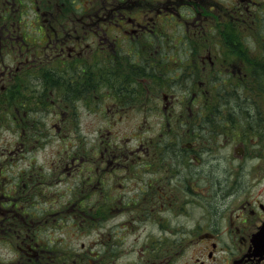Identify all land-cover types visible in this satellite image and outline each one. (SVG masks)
<instances>
[{"label":"flooded vegetation","instance_id":"af4514ba","mask_svg":"<svg viewBox=\"0 0 264 264\" xmlns=\"http://www.w3.org/2000/svg\"><path fill=\"white\" fill-rule=\"evenodd\" d=\"M199 2L0 0V109L8 110L14 125L31 131L36 125L35 115L49 106L47 88L54 86L58 91L56 100L61 101L57 113L60 119L54 128L77 132L83 129L78 130L82 115L79 104L88 109L86 104L94 101L99 88L105 87L114 98L112 105L117 107V113L113 116H125L123 110H132L123 108L125 104L132 106L135 96H142L144 118L138 125L139 132L148 130L146 117L155 113L160 119L154 130L161 131L160 136L155 141H137V149L130 148L129 153L118 154L115 150L107 155L108 144L98 143L97 137L92 139L91 171L88 176L79 175V195L73 197L72 207H66L69 199L63 202L58 219L62 209L64 223L59 221L60 225L65 224L68 215L85 226L89 215L93 224L100 225L122 211L130 216L120 225L126 230L132 228L136 218L141 223L155 219L149 221V229L157 230L152 242L169 245L158 257V264H164L167 254L173 256L177 242H181L177 218L184 216L196 230L190 241L209 244L207 256L211 260H215L213 253L219 243L217 230L223 225L232 229V241L240 243L235 252L230 251L237 255L226 257L228 263L255 264V258L248 260L242 256L261 237L264 224V38L251 47L240 45L237 36L242 34L238 25L242 22L245 34L253 36L256 27L261 29L260 23H248L253 13L248 19L240 18L243 11L239 3H245L243 10H247V15L256 7L264 18V2ZM219 6L224 9V16L222 12L215 16L209 13ZM236 9H240L239 13ZM210 16L217 25L227 27L229 43L204 44L194 39L192 35L206 34L205 20ZM218 17L225 22L218 21ZM173 24L183 32L176 39L166 37L171 32L167 27ZM99 51L110 65L103 71L102 62L97 60ZM33 67L37 68L34 75L29 74ZM20 108L24 109L18 118ZM91 110L107 114L108 104ZM180 117L186 118V122ZM86 128L92 129L88 125ZM40 138L38 132H33L19 143L36 145ZM140 153L158 166L149 169L146 160H136ZM14 158L15 151L11 154ZM16 184L21 189L32 187L34 182L23 176ZM124 185L138 188L139 202L133 200L124 207L122 195L115 201L113 191H123ZM9 198V205H16V195ZM149 202L150 209L146 210L144 206ZM32 205L33 200L26 206ZM5 211L11 215L8 219L12 218V232L22 243L18 245L22 254L15 264L19 259L28 260L30 251L41 254L40 250L45 248L38 245L45 242L31 234V227L20 235L18 225L13 223L18 211ZM5 216L0 217V225ZM46 220L48 224L47 213ZM29 222L33 224L32 220ZM96 231V239H100L102 233ZM105 233L107 242H101L105 243L103 256L110 258L117 241H112L109 229ZM90 244L91 248L81 254L66 247L63 264L71 253L83 260L87 254L97 257V241ZM204 262L196 257L192 264ZM256 264H264V257Z\"/></svg>","mask_w":264,"mask_h":264},{"label":"rangeland","instance_id":"374dc122","mask_svg":"<svg viewBox=\"0 0 264 264\" xmlns=\"http://www.w3.org/2000/svg\"><path fill=\"white\" fill-rule=\"evenodd\" d=\"M199 1L191 0L192 3L197 4H200ZM257 1L259 2L257 5H262L264 2V0ZM221 2H223V4H230L231 0H221ZM239 5L243 11V15H240V18L246 17V19H248L247 16H251L253 13L248 23L252 25L260 23L261 29L256 27L252 31L253 36L249 32L245 34L243 28L245 22H242L241 25L238 24L242 30V34L237 36V42L240 45L250 44V46L253 47L255 43H261V38H264V18H261L259 14L260 10L256 7H253L251 9L252 12L249 11L247 15V10H243V5H245V3H239ZM210 6L212 5L210 4ZM250 6L252 5H249V7ZM217 8L218 10H216ZM217 8L211 9L209 13L215 16L222 12L224 16V9H222L221 6ZM239 10L240 9H236L238 13ZM193 11L194 7H192L191 12ZM261 15L264 16V10ZM191 18L192 14L186 19L188 21L189 19L191 20ZM217 20L225 22L222 17H218ZM205 28H208L205 35H198L196 37V35H192L194 32L192 31L190 36H194V39L204 44L212 42L213 44L219 45V43L230 42V39L226 36L227 27L224 25H217L212 16H210L208 20H205ZM167 29L171 30L170 34L166 36L168 38L172 37L176 39L180 33H183L175 24L169 25ZM97 60L102 62L100 68L102 71L110 66L105 58V54L101 53V51L97 54ZM36 70V67L31 68L29 74L34 75ZM46 91L48 93L46 98L49 102V106L42 108V111L35 115L34 121L36 125L34 128L30 129L31 131L23 130L21 126L14 125L11 121L12 116H9L8 110L0 109V217L5 216V214L7 215V217L5 216V221L0 225V264H15V250L17 251L18 245H22L20 238L15 237V234L12 232V225L10 223L12 218L10 220L8 219L11 215L8 211H5V208L18 211L19 215L15 217L16 220H14L13 223L18 225L17 228L20 235H23L25 230L29 231L28 227H31V234H36L37 239H41L47 243L45 237L48 238L47 248L41 249L40 251H47L48 249L49 256L52 253L49 247L55 248L57 238L64 239L62 241L63 245H65V250L66 247H69V249H73V251H79L82 243H85L86 248H88V245L91 247L90 242L96 239V230L99 231L100 227V231L103 234L101 239L103 241L107 242V235L105 234L106 229L111 231L112 241L115 239L117 241V244L114 243L115 245L111 257L101 258L100 264H152V261L158 264V257L163 253L162 249L169 247V245L159 243L154 245L152 242V240H156L155 234L157 230L149 229V226H151V222L149 221H155V219L141 223L137 222L138 219L136 218L130 225L132 228L126 230L120 225L129 220L130 216L127 211L115 212L106 223L100 225L93 224L88 215L87 224L91 226L85 230H77L74 227L75 221L68 215L65 221L66 225H64L70 233L68 236H64L62 234L63 230L59 227L61 226V222L62 224L64 223L61 217H63L65 213L62 212L61 209L60 218L58 219V212L63 202L68 199L69 204H67L66 207H72L74 202L72 201L73 197L75 199V195H79L78 191H76V185H78V178H81L79 175L82 173L86 174L90 170L89 158L94 154L93 151H90V143L95 140L96 133L98 134L97 142L100 144L106 142L108 144L106 147L107 150L105 151L106 155L115 153V150L118 151L116 152L118 154H125L129 153L128 151L130 148L137 149V141L141 139L145 141H155L156 138L160 136L161 131L154 130L157 129L156 121L160 119V117L155 113H151L146 117V123L149 125L148 130L139 132L138 125L142 124L141 121L144 118V110L140 107L143 97L138 95L135 96L134 100L136 103L132 106L125 104L123 108H132L130 111L123 110L122 114L125 116H113L117 113V107L112 105L114 98L110 96L104 87L99 88V92H97L98 95L94 98V101L90 100L88 104H86L88 109L90 108L89 111L84 105L79 104V112L82 115L80 119V128L78 130L83 128L81 131L76 132L74 129L58 131L55 128L60 119L59 116L57 117V113L60 112L58 103H61V101L59 98L56 100L58 95L56 87L50 86ZM86 96H89L88 93ZM19 99H21V97H19ZM180 100L183 101L182 99H179V101ZM32 103L33 102L30 101V104ZM106 104H108V115L103 114L101 111L99 113L98 111L91 110V108L99 110ZM116 104H118V102ZM151 104L153 105L154 112V103L152 102ZM18 107L21 106L19 105ZM23 109L24 108H20L17 115L18 118L22 114ZM148 113L149 111H147V114ZM181 118L182 117H180L179 120L186 122V118ZM46 123H48L47 125L49 126L46 127ZM85 125L92 127V129L97 128L95 134L92 135L88 128L84 129ZM69 127L70 124L68 128ZM39 128L41 130H36ZM101 130L103 132H101ZM33 132H38L41 138L44 137V141L41 142L40 138L36 145L30 144L29 146L26 143V145L22 146L19 141H26L27 135H31ZM100 133L102 134L99 135ZM136 136H142L143 138L137 139ZM38 143L39 145H37ZM14 151L15 158L12 160L11 154L14 153ZM70 157H74L72 158L73 161H71ZM76 157L80 158L76 159ZM140 158L146 160L149 169L158 166L157 163L149 161L144 153H140L136 160ZM23 176H27L30 180L33 179L34 185L32 187L24 186L20 189L16 181H19ZM132 182L133 180L129 181L128 184ZM124 187L123 191L121 189V192L119 190L113 191V195L116 197L115 201L122 195V202L125 204L124 207L130 206L133 200L139 202V192L137 195L138 188H131L129 185H124ZM7 195H16V205H9L8 200H10V198L7 197ZM32 200L33 205L27 207V202L30 203ZM70 201L72 202L70 203ZM102 202L103 200H101L99 204ZM150 203L151 202L145 204L144 207L146 210L150 209ZM26 207L28 212L37 216L34 217L26 214L28 213ZM43 211H47L49 217V225L47 227L46 213H42ZM192 213L193 216L196 215L195 211H192ZM132 215L135 216L136 214ZM159 216L163 217L162 214H159ZM31 220L33 224L29 222ZM177 221H179L178 238L181 242H177L176 252L173 256L171 253L167 254V261L164 262V264H192L196 257L203 259L205 261L204 264H229L226 257L237 255L236 253L231 254L230 251L235 252L237 246H240V243H238V241L233 242L232 237H229V230L232 229L228 226H219L217 230L219 243L216 245L217 251L213 253L215 260H211L207 256V252L211 249L209 244H197L190 241L192 233L196 231L195 228H192L191 221H188L184 216L178 217ZM94 249H97V247H94ZM103 249L104 245L102 244L101 250ZM30 252L32 255V251ZM100 252L99 246V254ZM51 262L58 264V259L53 258ZM18 264H33V262L31 263L30 260L25 261V259H19ZM59 264L62 263L59 262Z\"/></svg>","mask_w":264,"mask_h":264},{"label":"water","instance_id":"95a60500","mask_svg":"<svg viewBox=\"0 0 264 264\" xmlns=\"http://www.w3.org/2000/svg\"><path fill=\"white\" fill-rule=\"evenodd\" d=\"M261 239L259 238L256 243H254L255 248L250 249L249 252L247 253V256L250 255H262L264 253V224L261 228Z\"/></svg>","mask_w":264,"mask_h":264},{"label":"trees","instance_id":"16d2710c","mask_svg":"<svg viewBox=\"0 0 264 264\" xmlns=\"http://www.w3.org/2000/svg\"><path fill=\"white\" fill-rule=\"evenodd\" d=\"M19 127H20V125H19ZM93 149V147L90 149V151H93V153H94V150H92ZM73 158V157H72ZM89 171H91V170H89ZM89 171L84 175V176H88V173H89ZM93 171V170H92Z\"/></svg>","mask_w":264,"mask_h":264}]
</instances>
